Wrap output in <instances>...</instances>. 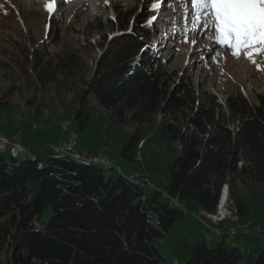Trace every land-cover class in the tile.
I'll return each mask as SVG.
<instances>
[{
	"label": "trees",
	"instance_id": "1",
	"mask_svg": "<svg viewBox=\"0 0 264 264\" xmlns=\"http://www.w3.org/2000/svg\"><path fill=\"white\" fill-rule=\"evenodd\" d=\"M6 1L0 5L14 16L18 7ZM132 16L134 11L120 10L111 20L121 32L107 43L99 40L103 53L92 65L73 47L51 49L53 39L30 50L12 35L6 43L13 48L5 44L7 51H0V68L15 64L27 71L33 62L38 85L51 95L37 105L35 121H42V106L59 105L70 117L68 126L84 129L99 105L112 124L134 127L121 155L133 159L141 145L155 143L169 183L148 195L124 172L107 174L105 167L69 154L6 159L0 152V264H178L157 243L185 217L189 201L215 214L229 184L241 217L249 206L238 196L237 182L264 192V96L246 97L238 87L222 104L207 90L198 104L193 88L165 89L158 68L146 67L147 20L131 26ZM71 93L75 105L67 104ZM47 209L51 215L44 218ZM198 215L208 229H231L220 227L226 218L215 224ZM224 236L218 235L215 247L206 238L180 237L178 245L190 254L182 264H264V244Z\"/></svg>",
	"mask_w": 264,
	"mask_h": 264
},
{
	"label": "rangeland",
	"instance_id": "2",
	"mask_svg": "<svg viewBox=\"0 0 264 264\" xmlns=\"http://www.w3.org/2000/svg\"><path fill=\"white\" fill-rule=\"evenodd\" d=\"M179 1L181 2L178 4L181 5L182 0ZM6 2L14 7L17 6L18 10L13 16L0 5L1 47L6 44V47L13 48V44L6 43L7 38L12 35H14L13 39L26 42L30 50L42 47L43 41L53 39L55 44L49 45L51 49L73 47L92 65L103 53L98 46L99 40L103 44L107 43L111 35L121 32L113 27L111 20L120 10L134 11V16L128 20L131 26L144 25L147 20L146 25L150 33L146 47L148 54L146 67L153 71L158 68L157 71L161 73V79L165 82L163 85L165 89L193 88L198 104L203 102L207 90H211L222 104H225L228 93L238 87L247 97L258 94L264 96V71L258 70L257 66L243 55L239 58L234 57L230 50L217 45L210 38V34L204 35L202 28L199 32L186 28L183 20L185 8L183 4L181 5L183 8H177L174 0L165 2L162 0H55L57 7L51 14L47 11L45 0H7ZM157 3L160 6L153 9L152 5ZM161 6L168 10L166 15L159 11ZM179 10L183 14H179ZM187 11H192L190 6ZM153 17L155 19H152ZM149 20H152L150 25ZM165 21L169 24L175 22L176 25L165 28ZM160 30H165L164 37L158 35ZM185 33L188 39H196L197 44L185 43ZM0 51L7 49L3 48ZM256 59L264 66V57L258 56ZM33 65L31 62L25 66L27 71L16 67L15 64L7 65L5 69L0 68V101L6 105L5 108L0 109L2 135L19 141L34 153L44 154L51 152L52 144H61L73 133H77V149L94 154L107 153L114 159L116 168L105 169L107 174H119L120 169L129 176L134 175L148 195H153L157 189L161 190L167 186L170 179L169 170L159 147L155 143L146 142L140 146L137 157L130 159L122 156L123 141L134 127L112 124L107 117L108 112L99 105L96 106V111L87 122L86 128L80 129L74 126L77 131L70 129L74 128L73 126H68L70 117L67 116L64 106L55 105L51 109L42 106L43 111L40 115L42 121H35L34 112L37 105L40 101L42 104L45 98L50 99L51 95L45 93L44 86L38 85L37 71ZM73 98L74 93L69 94L67 104L75 105L69 102ZM35 99L38 100L37 104L33 103ZM60 118H63L62 121H58ZM0 151H4L1 154L6 159H10L9 149L0 147ZM225 189L229 192V184L223 186L222 196ZM237 193L249 206V212L240 217L230 195L225 202L224 212L221 211L219 214L218 210L216 215L201 211L200 205L191 200L188 202L189 209L185 217L158 241L159 251L169 261L182 264L190 254L178 245L180 237L195 240L206 238L208 244L215 247L220 238L213 232L214 228L208 229L200 223L198 215L200 213L215 224L226 218L227 220L220 223L221 228L227 225L230 228L240 229L250 226L252 229L249 233H244L246 231L243 230L235 234L226 233L225 236L223 235L225 238L244 239L249 244H264V233H262L264 192L253 193L245 184L238 181ZM50 215L51 211L47 209L43 217L48 218ZM257 227H261L262 230L254 231ZM242 248H245V245H242Z\"/></svg>",
	"mask_w": 264,
	"mask_h": 264
},
{
	"label": "snow or ice",
	"instance_id": "3",
	"mask_svg": "<svg viewBox=\"0 0 264 264\" xmlns=\"http://www.w3.org/2000/svg\"><path fill=\"white\" fill-rule=\"evenodd\" d=\"M185 14L184 26L189 30H204L210 38L231 54L239 58L243 55L264 71L256 57H264V0H182ZM159 3L153 4L156 9ZM191 7L192 11L187 9ZM55 0L46 5L51 14L55 11ZM152 19H155L153 17ZM149 25L152 20H149ZM185 43L197 44L196 39H188Z\"/></svg>",
	"mask_w": 264,
	"mask_h": 264
},
{
	"label": "built area",
	"instance_id": "4",
	"mask_svg": "<svg viewBox=\"0 0 264 264\" xmlns=\"http://www.w3.org/2000/svg\"><path fill=\"white\" fill-rule=\"evenodd\" d=\"M76 136L77 135L73 133V135L68 137V139H66V141H63V143L52 144V146H51L52 151L74 155L77 158L90 160V161H96V162H98L100 164H104V165H115L114 159H112L107 153L94 154V153H90L88 151H83V150L77 149V147H76ZM62 144H69V151H62ZM0 147H5V148L11 150L15 154L33 155L30 152V150L25 145L21 144L20 142L13 141V140H10L8 138L1 137V136H0ZM256 229L258 231L262 230L261 227H257ZM239 230H243L246 232L251 231L250 226H249V228H244V229L231 228L228 231L221 230V229L217 228V229H215V232L217 233V235L223 236V235H226V233L235 234V233L239 232Z\"/></svg>",
	"mask_w": 264,
	"mask_h": 264
},
{
	"label": "bare ground",
	"instance_id": "5",
	"mask_svg": "<svg viewBox=\"0 0 264 264\" xmlns=\"http://www.w3.org/2000/svg\"><path fill=\"white\" fill-rule=\"evenodd\" d=\"M74 134H77V133H74ZM78 136H76V138H77ZM10 151V153L11 154H13L14 156H19V157H21V156H28V154H15V153H13L11 150H9ZM62 151H69V144H62ZM55 154H65V153H62V152H54ZM66 155H68V154H66ZM70 155V154H69ZM32 156H34V155H32ZM71 156H73L74 158H76V159H78V160H80V161H82V162H84V163H88V164H99V165H101V166H103V167H105V168H110V167H112V166H115V165H104V164H100V163H98V162H96V161H90V160H85V159H81V158H77L76 156H74V155H71ZM115 162V161H114ZM115 164V163H114ZM228 189H225V191H224V193H223V196H222V201H221V203H222V205H221V208H220V210L222 211V213L224 212V204H225V201H226V199H227V197H228ZM220 210H219V214H220ZM249 228V227H248Z\"/></svg>",
	"mask_w": 264,
	"mask_h": 264
},
{
	"label": "water",
	"instance_id": "6",
	"mask_svg": "<svg viewBox=\"0 0 264 264\" xmlns=\"http://www.w3.org/2000/svg\"><path fill=\"white\" fill-rule=\"evenodd\" d=\"M221 199H222V196H221Z\"/></svg>",
	"mask_w": 264,
	"mask_h": 264
},
{
	"label": "crops",
	"instance_id": "7",
	"mask_svg": "<svg viewBox=\"0 0 264 264\" xmlns=\"http://www.w3.org/2000/svg\"><path fill=\"white\" fill-rule=\"evenodd\" d=\"M81 149V148H80Z\"/></svg>",
	"mask_w": 264,
	"mask_h": 264
}]
</instances>
